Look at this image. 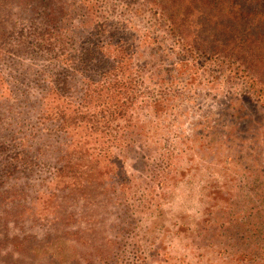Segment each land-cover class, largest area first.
Returning <instances> with one entry per match:
<instances>
[{
	"label": "rangeland",
	"instance_id": "obj_1",
	"mask_svg": "<svg viewBox=\"0 0 264 264\" xmlns=\"http://www.w3.org/2000/svg\"><path fill=\"white\" fill-rule=\"evenodd\" d=\"M225 11L0 0V264H264V45L211 48Z\"/></svg>",
	"mask_w": 264,
	"mask_h": 264
},
{
	"label": "trees",
	"instance_id": "obj_2",
	"mask_svg": "<svg viewBox=\"0 0 264 264\" xmlns=\"http://www.w3.org/2000/svg\"><path fill=\"white\" fill-rule=\"evenodd\" d=\"M203 4L219 11L220 9L226 10L224 13L221 12L218 16L215 14V20L211 22V27L216 30L214 31L215 33L212 32L211 34V37L213 36L211 48H217L220 52L222 49L218 47V43L229 44V41L233 40L235 45H237L234 46V48L236 47L239 52V50L242 49H240L238 45L237 32L238 29L241 28L245 33V41H240L241 44L246 42V40L248 41L249 37L252 35L256 36V51H261V48H263L262 46L264 45V0H201V6H203ZM47 10L50 13H56L55 7H48ZM47 15L53 18L49 13H47ZM174 19L175 18L170 19L173 21L172 25L175 23ZM240 23L242 24L240 25ZM254 24L256 25V29ZM238 25L239 28H237ZM219 35L223 36V39L220 41L218 40ZM227 54L232 55L233 53L231 52ZM257 61L258 60H256V66L259 65ZM247 66L248 65L245 67L250 69V67L248 68ZM245 67L242 66L241 68L248 75L250 72ZM260 76L259 73H256V83L259 81H262L263 83V78Z\"/></svg>",
	"mask_w": 264,
	"mask_h": 264
}]
</instances>
